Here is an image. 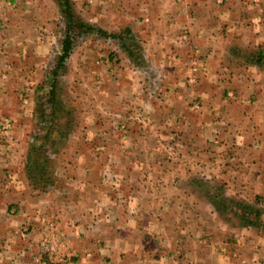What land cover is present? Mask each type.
<instances>
[{"label":"crops","instance_id":"obj_1","mask_svg":"<svg viewBox=\"0 0 264 264\" xmlns=\"http://www.w3.org/2000/svg\"><path fill=\"white\" fill-rule=\"evenodd\" d=\"M128 4L131 32L145 36L146 52L161 81L157 96L144 92L145 80L135 72L128 76L127 85L135 89H128L133 117L168 115L169 125L190 124L191 131L187 129L194 132L190 144L166 140L160 150L179 147L192 154L178 156V149L172 158L151 157L147 128L105 129L92 118L98 107L105 106L96 99V110L94 104L83 108L90 121L87 118L74 130L62 127L76 137L71 146L41 141L53 151L72 152L54 162L53 183L35 184L26 170L31 144L25 134L32 131L26 121L51 89L45 86L51 72L44 81L41 71L50 50L32 42L25 45L22 39L0 43V125L10 119L15 133L8 146L0 144V264H200L204 257L196 236L201 227L190 213L198 209L199 198L195 188L186 194L182 182L229 175L237 182H255L264 196V0H128ZM100 5L107 4L100 0ZM24 20L20 13L0 12V40L34 36L32 31H16ZM56 97L65 105L59 91ZM113 99L120 109L121 98ZM67 115L63 113L65 119ZM41 127L40 133L49 131ZM175 128L178 136L183 129ZM113 133L117 139L109 138ZM122 134H127L126 140ZM108 149L116 152L107 157ZM222 155L231 170L214 175V158ZM188 163L193 172L185 171ZM176 164L183 171L170 172L167 166ZM173 181L177 183L172 185ZM170 210L188 222L187 228L168 223ZM46 221L65 235L66 246L57 258L41 261ZM223 259V264H234L231 258ZM247 264L261 263L254 257Z\"/></svg>","mask_w":264,"mask_h":264},{"label":"rangeland","instance_id":"obj_2","mask_svg":"<svg viewBox=\"0 0 264 264\" xmlns=\"http://www.w3.org/2000/svg\"><path fill=\"white\" fill-rule=\"evenodd\" d=\"M71 1L76 18L93 28L104 30L108 34L117 35L124 32L127 28L130 29V31L133 30L131 28L133 27V21H129V18L127 17V13L130 12L129 8L131 7L130 4H128V0H121L120 3L119 0H117L114 4L111 0H103L107 5H100V0ZM103 9H107L105 13L102 12ZM0 12H2V14L10 12L23 15L25 19L24 26L22 28L17 27L18 29H16V31H32L34 35L31 36L25 34L23 37L17 38L11 36L5 38L6 42L0 40V43H9L8 45H11L15 43V40L22 39V42L25 45L32 42L34 45L36 44L43 48V50H45V48L50 50L49 60L45 59V62L43 63L46 68L41 70L44 76V81L46 80L45 76L51 72V77L49 81L47 80L45 82V86L47 87L50 85L51 80H56L57 83H60L58 91L59 94L64 96V107L66 108L65 113L69 112L70 114V116L67 115L68 117L66 121L69 122L68 124L73 130L76 126H82V123L86 122L87 118L90 121L91 117L88 116L86 118L83 113V108L94 104L95 107H93V109L96 110L97 99L98 103L102 102L105 106L103 107L104 110L99 107L97 108L98 112L96 114L98 117L92 115V118H96V121H94L105 129L124 127L123 130L127 131L128 129H131V126L136 128L146 127L148 130L146 131L149 132V135L146 134L145 138L150 140V143L153 145L150 152L151 157L157 158L160 155H165L167 158H172L174 154L177 153L176 150L178 149H180L177 153L178 156L182 157V155L192 154L191 151L179 147H175L176 150L174 151L165 149H162L164 151L160 150V148H162L161 143L165 144L166 140L168 142L172 140V143L174 144L177 142L190 144V138L194 133L190 132V124L173 123L169 125L170 121L167 118L168 115L153 118L151 116L143 117L138 114L139 117H133V113L135 112L130 109L132 103L128 97V89L131 88V86L127 85L128 76L133 75V72H135L134 74L145 80L146 89H144V92L146 94H148V92H151L150 94L152 95L157 94V96L160 94V71L157 70L154 62H152V58L149 57V51L146 52L147 44L144 40L145 36H136L133 34L136 48L134 50L140 55L136 62H131L128 55L121 48V43L118 39L108 36L102 37L97 33H72L73 51L71 57L65 62V67L60 69L61 71L58 76L52 78V73L58 65L59 57L63 53L62 45L66 37L67 29V23L62 13L60 1L0 0ZM118 12L121 13L118 16H115ZM6 23L7 26H9V21ZM15 25L16 23H14V26ZM157 27H159V25H157ZM43 55L44 53L42 56ZM28 65H30V63H28ZM30 70L32 69H29L28 72H30ZM36 79V77L33 78L34 81H36ZM119 80L122 81V84L120 85H118ZM44 81L38 83L36 87H38L39 84L41 86ZM71 88L73 89L72 92L69 91ZM96 90L98 91L96 92ZM131 90V92H135L134 88H131ZM26 93H24V95ZM94 94L96 96L92 99ZM118 96L122 100L120 109L117 108L118 103L116 99H113ZM43 104L39 107L35 104V110L32 115V117H34L32 118L30 116L29 120L26 121V125L32 130L29 131L30 133L25 134L26 143L28 145L45 135L46 132L43 134L40 133L42 132L41 126H44L46 130L49 127L46 124H39L38 122L41 111L50 107L46 105V102ZM175 127H179V130L183 129L178 136H176L177 131H175ZM143 128H141L142 132L144 130ZM152 128H155L153 132L150 131ZM165 128L173 129V132H169L168 134V131ZM39 129H41V131ZM56 129L57 128H54V132ZM76 133L78 134V132ZM13 134L15 133L13 132L10 136H4L0 133L1 146H8L9 142L14 139L15 135ZM115 135L116 133L110 134L109 138L112 140L117 139L115 138ZM122 135H124V137L122 136L123 139L127 137V134ZM141 135L144 137V134L141 133ZM105 138H108V134L105 135ZM92 139L97 140L95 137H92ZM75 140L76 137L73 132H69L66 137L63 136L61 138L53 133L51 134V138L49 137L48 139L52 144L64 145L63 143H65L68 147L71 146ZM106 140L107 139H105V141ZM166 145L167 144L164 146ZM57 151L58 150H52L50 154L48 153L52 159L50 165H54L56 160H63L69 157L72 152L71 149ZM115 152V150L108 149L105 150L104 155L110 157ZM43 154L45 153L42 152L40 157H43ZM221 157L223 158H214L215 164L211 168L214 170L212 173L214 175L219 172L222 173L224 168L228 169L229 167L226 163L228 158L224 155ZM55 167H57V165H54V169ZM203 167L207 169L206 164ZM230 167L234 168V166ZM167 168L170 172H178L176 169L183 171L181 166L177 164L174 166L168 165ZM187 170L188 172H193L191 164L189 163L187 164L185 171ZM219 176L220 178L215 177L214 180L201 178L197 181H183L181 184V188L186 194L189 190L195 188L194 193L199 198L198 209L191 211L190 213H194L192 216L196 218L195 222H198L199 227H201L199 233L200 236H196L201 244L200 256L201 258L204 257L200 264H223V258L225 257H228V259L231 258L230 261L234 264H247V260L253 259L254 257L257 258L261 264H264V231L254 227L242 226L239 219V214L242 212L238 209L228 208L222 212H217L211 204L212 202H210L212 198L209 200L210 194L211 196L219 194L221 197L233 199L236 202L245 201L251 203L252 206H257L264 210V196L256 187L255 182H237L232 180L229 175L221 177L222 175L220 174ZM158 183L159 182H153V186L158 185ZM176 183V181H173L172 185ZM166 185L169 188L171 187L169 184ZM168 196L170 200H173V198L170 197V192ZM187 209L188 208L185 207L183 210L186 212ZM176 215L178 214L171 212L170 210L167 218L170 225L186 226L188 224L185 219H177ZM262 219L264 221V214ZM157 248H160L161 251L163 249L162 246H158ZM224 255L227 256L222 257ZM207 257L209 258L208 260L206 259ZM164 264L175 263L168 261Z\"/></svg>","mask_w":264,"mask_h":264},{"label":"trees","instance_id":"obj_3","mask_svg":"<svg viewBox=\"0 0 264 264\" xmlns=\"http://www.w3.org/2000/svg\"><path fill=\"white\" fill-rule=\"evenodd\" d=\"M62 13L65 17L66 25V37L63 41L62 45V54L59 57L58 65L53 71V77H57L59 72L61 71L62 67H65V62L71 57L73 51V38L72 33H79V34H94L97 33L102 37H111L118 39L121 43V48L123 51L128 55L129 59L133 62H136L139 55L136 52L135 48V39L130 31V29H126L121 34H108L104 30L96 29L83 21H80L76 18L72 1L71 0H59ZM262 58L258 59L259 64H261ZM57 81L51 80V89L46 94V96L42 97L45 99L46 105L53 107L54 110L49 112L50 107L41 111L40 118L41 123L48 125L49 131H46L45 135L42 136L40 139H36L31 145L27 153V165L26 170L27 173L30 174V178L33 179L35 184H39L40 186H47L52 181V174L54 165H50L52 159L50 158V152L52 151L51 148L48 149L46 143L41 142L46 141L49 142V137L51 138V134L55 133L59 138L66 137L69 133L68 131H61L63 126L69 125L68 121H66L63 113L66 112V108L64 107L63 102L57 101L56 94L58 93L57 90ZM49 86V87H50ZM42 99V100H43ZM44 102V103H45ZM44 105V104H43ZM49 112V113H48ZM54 128H57L54 132ZM54 144V143H53ZM43 154V157H40ZM58 152V151H57ZM49 153V154H48ZM43 175V176H42ZM46 176L48 179H46ZM212 198V200H211ZM209 200L212 202L211 204L214 206L217 212H222L223 210H227L228 208L238 209L242 213L239 214V219L241 221L242 226L244 227H254L257 229H261L264 231V221L262 219L264 210L262 208H258L257 206H252L251 203L240 201L236 202L233 199H227L225 197H221L219 194L212 195L210 194ZM258 200V197H257ZM258 203V202H257Z\"/></svg>","mask_w":264,"mask_h":264},{"label":"built area","instance_id":"obj_4","mask_svg":"<svg viewBox=\"0 0 264 264\" xmlns=\"http://www.w3.org/2000/svg\"><path fill=\"white\" fill-rule=\"evenodd\" d=\"M13 122L4 119L0 125V132L4 136H10L13 131ZM46 234L40 242L41 261L45 259L57 258L65 248V235L56 227L55 223L46 221ZM72 262V260H70ZM72 264H78L72 262Z\"/></svg>","mask_w":264,"mask_h":264}]
</instances>
